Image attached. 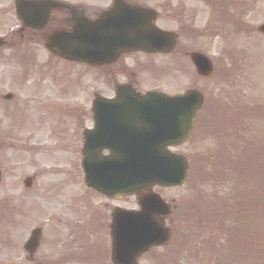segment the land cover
<instances>
[{"label":"rangeland","instance_id":"rangeland-1","mask_svg":"<svg viewBox=\"0 0 264 264\" xmlns=\"http://www.w3.org/2000/svg\"><path fill=\"white\" fill-rule=\"evenodd\" d=\"M144 4L153 9L163 6L158 26L175 32L177 45L170 55L152 56L153 62L144 59L155 71L143 72L138 81L143 80L145 87L158 85L167 94L197 90L204 104L191 138L173 150L189 164L185 185L155 189L172 209L165 224L171 240L165 247L153 248L139 264H257L252 252L250 258L239 260L238 246L224 247L220 254L213 247H223L228 228L237 223L252 242L264 233V209L245 217H239L237 208L226 218L222 212L219 225L206 220L205 209L215 206L220 212L234 200L264 207V176L251 179L235 169L240 156L255 157L251 155L255 147L264 157V114L258 113L264 110V34L258 32L264 24V0H146ZM238 23L242 26L236 28ZM19 27L13 0H0V39H10ZM32 43L28 48L4 47L0 59L1 94L12 95V101L0 107V218L9 222L12 197L23 193L20 182L34 177L30 224L42 229L43 240L49 239L44 227L49 232L60 230L37 256L47 255L50 264H111L109 256L99 259L102 247L109 250V237L93 222L89 197L84 199L83 176L75 178L74 173L77 133L89 127L90 116L83 114L79 121L72 110L79 90L74 79L84 83V75L78 76L83 70L53 59L37 40ZM191 52L210 59L214 70L210 78L193 72L186 56ZM141 56L129 57L128 65ZM100 88L107 89L97 83ZM81 96L84 100L87 95ZM215 111V121L227 120L225 132L212 126L213 121L208 123ZM246 147L251 151H244ZM217 154L220 163L214 160ZM257 162L264 165V160ZM111 204L137 209L132 197Z\"/></svg>","mask_w":264,"mask_h":264},{"label":"water","instance_id":"water-1","mask_svg":"<svg viewBox=\"0 0 264 264\" xmlns=\"http://www.w3.org/2000/svg\"><path fill=\"white\" fill-rule=\"evenodd\" d=\"M19 0H17L18 4ZM31 10H17L21 20L32 28H37L45 20V14L36 4L28 5ZM116 22L118 16L114 17ZM124 22H111L108 27L87 33L55 34L47 40L46 48L53 55L83 64L98 65L116 58L120 52L140 50L146 52H169L174 43L173 35L153 27L150 11L127 7ZM113 20V18H112ZM264 32V25L259 29ZM197 73L210 76L212 67L201 54L190 55ZM131 102H114L120 106H136L138 114H145L140 124L145 129V140L140 144L138 158L122 155L121 149L113 148L119 157L92 161L88 156L84 164L104 163L102 177H95L89 167L85 169V184L99 192H112L136 196L139 212L116 211L111 224L113 264H136V259L153 246L166 245L170 233L164 228L163 218L168 214L161 201L155 196H143L154 185L165 187L181 186L186 178L187 165L181 157L169 154L165 148L182 143L192 129L195 112L200 108L202 98L197 92H189L184 98L169 99L157 94H149L141 99L132 97ZM171 107L170 110L166 109ZM183 107L188 109L184 111ZM143 108L145 109L144 112ZM171 111V112H170ZM121 110V114H127ZM164 116L162 120L158 116ZM162 132V133H161ZM161 133V134H160ZM90 136H86L85 149L89 154ZM121 154V155H120ZM132 152H130V155ZM124 156V157H123ZM121 164L120 167H118ZM123 164V165H122ZM108 169L112 171L109 174ZM145 198V199H144ZM34 231L32 244L37 240Z\"/></svg>","mask_w":264,"mask_h":264},{"label":"flooded vegetation","instance_id":"flooded-vegetation-1","mask_svg":"<svg viewBox=\"0 0 264 264\" xmlns=\"http://www.w3.org/2000/svg\"><path fill=\"white\" fill-rule=\"evenodd\" d=\"M30 2H45L43 4L44 11L48 12V17L45 24L40 30H33L27 27H23L20 22V27L18 30L10 37L8 40H3V45L0 46V59L2 58V49L4 47H25L28 48L32 45V41L37 40L38 43L43 44V40L48 39L51 35L56 33L61 34H72L75 31L77 32H90L99 30V28L108 27L111 22H114L115 18L118 16V20L114 23L124 22L123 14L125 6H142L145 8H150L144 4L146 0H27ZM14 7V6H13ZM166 7V6H165ZM157 9H152L154 11V20L153 24L159 28L158 21L162 16L163 6L157 5ZM15 11V7L13 8ZM115 13V14H114ZM113 18V20H112ZM161 29V28H159ZM163 30V29H161ZM166 31V30H165ZM17 36L18 38L14 37ZM39 40V41H38ZM142 55L140 59L134 60L131 65H128V59L134 55ZM153 54L132 52L127 54H121L117 59L104 64L99 67H90L79 65L75 62L63 61L65 63L78 65L82 70L84 75V83L82 79H78L76 86L78 87V94L76 95V104L72 107V110L76 111V114L79 115V121L81 115L89 113V127L79 130L78 138V147L76 153L78 155L76 166L74 168L75 177L80 178L83 176V170L81 167L82 157H83V134L85 131L91 132L92 140L94 145L101 143V145L116 144L120 142V138L107 137L109 134L107 131H98V125L101 122L103 126L109 125L108 117L104 113L120 110H135L134 106H98L95 105L98 97L103 99H114L118 92V88L124 86L128 88L127 92L137 93L143 95L147 92L143 87V80L138 81V75L143 72H150L154 66L151 62ZM144 59H148L151 62L145 63L142 62ZM155 70H152L153 72ZM92 75V77H91ZM101 78L97 82V78ZM88 77V78H86ZM118 79H122L119 81ZM98 86L106 85L107 89H97ZM82 85V89L80 87ZM85 87V88H84ZM84 92V93H83ZM87 95L84 100H82L81 94ZM10 94H1V77H0V107H3V102H11L12 96L10 99H6V96ZM70 108V107H69ZM101 112L102 115L97 113ZM122 119L121 124L126 127L138 128L140 127L137 120L140 119V116L133 114H128L118 116ZM112 135L119 136L120 133H113ZM111 135V136H112ZM2 132L0 131V151L2 144ZM96 148V149H95ZM95 149V158L97 156L106 157L110 156V152L106 148L96 146ZM1 171V170H0ZM2 177V171H1ZM24 178L21 182V188L23 193L19 195H14L10 204L9 215L10 219L7 222L6 218H0V264H50L49 257L45 254L41 257L37 256L39 250L44 246V249H47L51 245L50 241H55L57 239L56 234L60 231L52 229L49 232L48 229L44 227V233H48L49 239L42 238L43 233L42 229L39 237V242L35 252H30L26 248L27 241L34 230L30 224L31 215L33 210V197L32 193V183L34 177H31L29 180L30 185H26L27 179ZM2 180V179H1ZM0 180V183H1ZM89 192V203L88 206L93 217V222L98 224V229L100 232L107 233L109 236V227L112 219V213L115 209H125L128 210V207L122 205H112L111 203L122 204L124 201H128L129 196H121L120 198L108 197L106 195L100 194L95 190H88ZM16 193V192H15ZM87 199V197H86ZM102 200L100 203L98 200ZM0 204V209H1ZM58 223V221H57ZM7 226L6 229H3L2 226ZM10 229L11 233H7ZM3 232V233H2ZM56 237V239H55Z\"/></svg>","mask_w":264,"mask_h":264},{"label":"trees","instance_id":"trees-1","mask_svg":"<svg viewBox=\"0 0 264 264\" xmlns=\"http://www.w3.org/2000/svg\"><path fill=\"white\" fill-rule=\"evenodd\" d=\"M245 151L250 152L251 150L247 149ZM251 155H254V153ZM236 170L238 171L239 174H242L244 176L247 175V177L249 176V178L251 179H256L257 176L259 177L264 176L262 175L264 171V165L259 164V162L249 157L248 159L245 158L244 160L238 162L236 165ZM259 205H262V204H259ZM257 206L258 204H255L253 202H249L247 203V205H245V203L236 202L234 200L232 203H229L226 206H224L222 210H226L230 214H232V211L237 208V214L239 213V217H245L249 213L258 214L260 209H264L263 206L259 208H257ZM216 209L217 207L215 206H213L212 208L209 207L207 211L206 219L210 223H216L219 225L221 223L220 220L222 218V212H224L225 218H226V211L218 212V210ZM261 212L264 213V210H262ZM237 246L240 247L241 249V253L238 254L239 260L243 261V260H246L245 258H250L251 252H252L254 254L253 259H256L257 264H264V233L259 234L251 242L250 240H247V234L244 232V229L242 228L240 229L237 223L228 228V234L226 235V241L224 242V246L218 247V248L213 247V250L217 254H220V252H222V250L227 247L236 248ZM238 264H241V263H238ZM245 264H248V263H245Z\"/></svg>","mask_w":264,"mask_h":264}]
</instances>
